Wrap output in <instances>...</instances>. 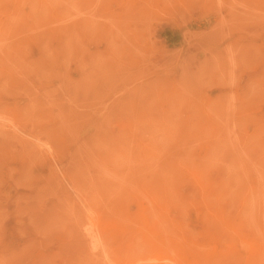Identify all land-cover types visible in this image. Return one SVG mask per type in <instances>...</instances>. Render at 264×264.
<instances>
[{
	"label": "rangeland",
	"instance_id": "obj_1",
	"mask_svg": "<svg viewBox=\"0 0 264 264\" xmlns=\"http://www.w3.org/2000/svg\"><path fill=\"white\" fill-rule=\"evenodd\" d=\"M262 188L264 0H0V264H264Z\"/></svg>",
	"mask_w": 264,
	"mask_h": 264
},
{
	"label": "bare ground",
	"instance_id": "obj_2",
	"mask_svg": "<svg viewBox=\"0 0 264 264\" xmlns=\"http://www.w3.org/2000/svg\"><path fill=\"white\" fill-rule=\"evenodd\" d=\"M36 3V2H35ZM74 5V4H73ZM76 7V6H75ZM34 14V13H33ZM38 14V13H37ZM36 15V14H35ZM34 15V16H35ZM14 19V18H13ZM23 23V22H22ZM22 25V24H21ZM21 28V27H20ZM61 33V32H60ZM31 34V33H29ZM31 41V40H30ZM6 44V43H5ZM42 49V48H41ZM50 49V48H49ZM46 54V53H45ZM50 62V61H49ZM137 114V113H136ZM226 115V114H225ZM202 125V124H201ZM207 136V135H206ZM209 138V137H208ZM174 139V138H173ZM194 146V145H193ZM230 146V145H228ZM197 147V146H196ZM236 149V148H235ZM262 150V149H261ZM112 151V150H111ZM97 155V154H96ZM244 163V162H243ZM148 164V163H147ZM254 164V163H253ZM257 166V165H256ZM255 167V166H254ZM103 170V169H102ZM104 171V170H103ZM258 171V170H257ZM263 174V173H262ZM114 177V176H113ZM200 177V176H199ZM138 183V182H137ZM97 185V184H96ZM263 189V188H262ZM264 190V189H263ZM144 195V194H143ZM248 195V194H247ZM150 196V195H149ZM146 198V197H145ZM261 201V200H260ZM182 205V204H181ZM255 208V207H254ZM156 209V208H155ZM91 218V217H90ZM249 219V218H248ZM137 243V242H136ZM261 244V243H260ZM264 247V246H263ZM243 249V248H242ZM142 250V248L140 249V251ZM202 250V249H201ZM139 251V250H138ZM247 251V250H246ZM62 252V251H61ZM248 253V252H247ZM91 254V253H90ZM154 254V253H153ZM175 256V255H174ZM69 258V257H68ZM168 261V260H167ZM166 262V261H165Z\"/></svg>",
	"mask_w": 264,
	"mask_h": 264
}]
</instances>
